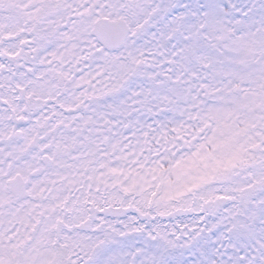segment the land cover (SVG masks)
I'll use <instances>...</instances> for the list:
<instances>
[{"label": "snow or ice", "instance_id": "snow-or-ice-1", "mask_svg": "<svg viewBox=\"0 0 264 264\" xmlns=\"http://www.w3.org/2000/svg\"><path fill=\"white\" fill-rule=\"evenodd\" d=\"M0 264H264V0H0Z\"/></svg>", "mask_w": 264, "mask_h": 264}]
</instances>
